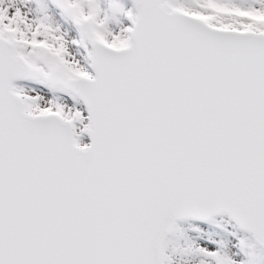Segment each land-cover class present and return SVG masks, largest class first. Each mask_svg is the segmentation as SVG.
<instances>
[{
	"label": "snow or ice",
	"instance_id": "1",
	"mask_svg": "<svg viewBox=\"0 0 264 264\" xmlns=\"http://www.w3.org/2000/svg\"><path fill=\"white\" fill-rule=\"evenodd\" d=\"M0 264H264V0H0Z\"/></svg>",
	"mask_w": 264,
	"mask_h": 264
}]
</instances>
